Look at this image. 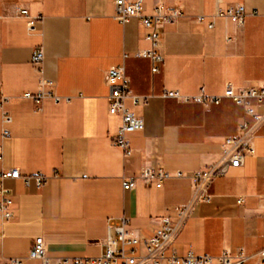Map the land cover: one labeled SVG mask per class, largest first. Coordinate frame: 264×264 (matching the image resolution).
<instances>
[{"label":"crops","instance_id":"crops-1","mask_svg":"<svg viewBox=\"0 0 264 264\" xmlns=\"http://www.w3.org/2000/svg\"><path fill=\"white\" fill-rule=\"evenodd\" d=\"M115 1L0 0V99L8 98L5 109L13 119L10 136L3 138L0 111V172L15 168L23 176L47 178L42 187L34 180L29 186L23 179L5 181L14 218L0 225V264L13 258L42 264L28 257L37 237L52 259L98 257L105 251L109 221L121 217L130 219L134 235L151 237L161 218L176 220L175 208L193 201L197 193L190 176L219 161L225 140L238 134L244 117L230 99L219 105L185 103L164 98L165 91L222 95L229 84L264 85V0L219 5L217 0H143L145 16L157 7L181 11L176 21L159 27L164 62L156 74L149 59L137 57L151 47L150 30L137 18L118 21ZM233 4L245 7L242 29L218 15ZM20 8L39 18L34 31L17 13ZM40 49L43 77L54 85L46 90L71 98L70 103L38 104L24 96L39 91L32 59ZM118 66L125 67L132 96L147 99L137 105L133 98L125 101L145 125L128 135L129 157L114 143L121 119L109 113L106 77ZM256 110L264 117V105ZM246 121L253 125L257 118ZM151 164L187 177L161 188L138 179L134 190L123 189L124 177L138 176ZM207 194L209 201L193 203L167 253L215 258L242 253L246 258L239 264H264L257 256L264 250V120L255 154L215 179Z\"/></svg>","mask_w":264,"mask_h":264},{"label":"built area","instance_id":"built-area-1","mask_svg":"<svg viewBox=\"0 0 264 264\" xmlns=\"http://www.w3.org/2000/svg\"><path fill=\"white\" fill-rule=\"evenodd\" d=\"M224 1L217 0V4L219 5ZM115 8V18L118 21L127 23L131 19L137 18L145 29L150 30L146 39L150 41L151 47L137 53V57L149 59L152 63V73H159L160 65L164 62L159 27L176 21L181 17V11L172 10L167 13L162 7H157L152 15L145 16L143 15V0H116ZM17 13L19 16L28 19L29 31H34L39 18L31 17L29 11L24 8L18 9ZM218 15L225 16L238 29L243 28L247 16L245 7L241 4L228 5L224 13L218 10ZM204 20V16L197 17L198 22H204ZM209 27L213 28L214 23L209 24ZM32 61L39 73L40 88L37 94L26 93L24 96L38 104H41L45 99H51L55 104L70 103L71 98L61 97L55 92L46 90V87L54 85L43 77L44 53L41 49L34 53ZM106 82L111 90L109 113L112 116H119L121 119L114 143L122 150L125 157H129L132 154V148L128 135L144 130L145 125L142 118L137 117L126 107L125 101L127 98H133L137 105L146 103L147 99L132 96L124 66L110 69L107 73ZM163 97L203 105H219L224 99H230L244 111V117L239 124V132L236 136L228 137L225 140L219 161L190 176L197 193L193 201L188 206L175 208L176 220L170 215L161 218L160 224L151 237L137 236L129 231L130 219L127 217L110 220L107 226V238L104 242L105 251L98 257L52 259L47 255L44 239L37 237L29 251L28 257L30 259L39 260L42 264H239L246 258L242 253L233 257L227 252L217 258L210 255L197 256L193 251L185 256H179L174 249H171L170 254L167 253V250L174 243L181 222L189 216L193 203L202 200L209 201L210 196L207 194V189L211 183L217 178L226 176L231 168L242 167L245 158L255 154L256 132L264 120V117L257 114L256 109L264 105V85L235 88L229 84L222 95H207L204 89H201L200 94L196 96L183 95L180 90H167ZM7 102V97H1L0 111L2 113L3 138L10 136L9 125L13 121L11 114L5 109ZM37 111H41V108L38 107ZM247 116L256 117L257 122L249 125L246 121ZM2 159L3 147L0 145V160ZM186 177L184 172L167 171L160 165L151 164L143 167L138 176L124 177L123 189L125 191L134 190L138 179H142L146 184L155 183L157 188H161L168 180ZM17 179H23L27 186L34 180L37 187H42L47 180L42 174L23 176L20 170L15 168L1 171L0 225L14 218L12 191L4 183L6 180ZM243 201V198H239L238 203L241 204ZM257 256L264 259V250L259 252ZM22 261V258H13L8 264H22Z\"/></svg>","mask_w":264,"mask_h":264}]
</instances>
